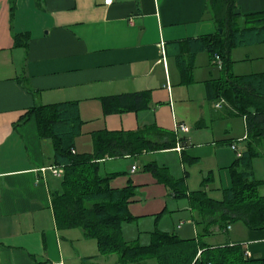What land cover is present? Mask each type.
Segmentation results:
<instances>
[{
  "label": "crops",
  "instance_id": "obj_1",
  "mask_svg": "<svg viewBox=\"0 0 264 264\" xmlns=\"http://www.w3.org/2000/svg\"><path fill=\"white\" fill-rule=\"evenodd\" d=\"M236 4L240 26L244 15L264 11V0ZM219 24L211 0H114L111 5L105 0H0V264L101 260L96 241H89L83 229L58 228L51 194L59 189L60 178L49 169L54 166L53 144L40 137L34 114L20 122L34 106L67 101L79 102L84 121L76 139L78 153L93 152L95 132L147 129V138L155 143L168 140L157 129L176 134L174 148L107 156L101 162L109 166L106 173L120 174L113 187L133 186L129 211L140 233L160 230L185 239L205 234L210 245L241 243L249 258L264 259V229L251 230L243 220L209 224L191 206L190 194L197 190L185 163L199 165L210 158L213 164L198 170L196 179L205 185L207 176L211 183L217 175L224 177L225 185L213 187L221 192L216 199L223 200L232 185L229 170L238 158L233 145L246 149V117L222 95L213 96L217 83L230 74L264 72L258 64L264 59V43L234 48L233 62L221 58V67L206 49H199L195 41L217 33ZM22 34L28 35L26 45L16 42ZM239 65L243 70L236 72ZM140 91L149 92V108L105 114L102 97ZM238 119L244 134L231 137ZM79 140L86 141V150L79 148ZM155 154L181 161L183 175L170 174L184 178L186 196L176 197L146 169L156 163L170 172L169 164L151 159ZM119 158L127 164L114 166ZM91 256L96 260L87 262Z\"/></svg>",
  "mask_w": 264,
  "mask_h": 264
},
{
  "label": "trees",
  "instance_id": "obj_2",
  "mask_svg": "<svg viewBox=\"0 0 264 264\" xmlns=\"http://www.w3.org/2000/svg\"><path fill=\"white\" fill-rule=\"evenodd\" d=\"M211 5L222 32L196 40L199 49L203 47L212 58L219 55L231 63L234 48L264 43V11L244 15V26H240L236 0H211ZM26 38L27 34L16 35L17 44L26 45ZM216 91L220 95L213 96L222 95L246 117V149L231 167L232 185L224 190L223 200L211 197L205 189L193 191L192 209L209 224L226 226L243 220L251 230L264 229V195L259 191L262 181L254 177L253 171V159L259 156L258 146L264 141V72L230 74L225 82L217 83ZM101 101L105 114L138 112L149 108L150 95L147 91L123 93L104 96ZM33 114L40 137L53 144V165L64 168V175L59 177L60 187L51 194L58 228L83 229L87 238L96 241L97 256L117 254L119 264H264V259L249 258L241 243L213 246L204 240L205 234L185 239L177 233L156 230L146 245L125 239L123 223L136 218L129 211L135 192L132 185L113 187L111 182L118 173H101V162L107 156H134L144 151L174 148L177 144L174 132L157 129L160 137L168 139L164 143L149 140L147 129L130 133L95 132L93 152L78 153L76 139L82 134L84 124L79 102L34 106L20 122H26ZM145 167L169 186L176 197L187 195L184 178L176 179L167 167L156 163ZM97 256L88 257L87 262L96 260Z\"/></svg>",
  "mask_w": 264,
  "mask_h": 264
},
{
  "label": "rangeland",
  "instance_id": "obj_3",
  "mask_svg": "<svg viewBox=\"0 0 264 264\" xmlns=\"http://www.w3.org/2000/svg\"><path fill=\"white\" fill-rule=\"evenodd\" d=\"M220 29L221 28H218V30H220ZM259 63L263 64L264 59L259 61L258 64ZM261 64H259V70H264V67H261ZM243 67L244 66H242V65L235 66L234 70H236V72H240L243 70ZM260 68H262V69H260ZM236 122H237L238 127L235 126L234 130L230 131L231 137H235L237 134L238 135L244 134V129L241 125V120L238 119V120H236ZM86 146H87V144H86L85 140H81V141L79 140V148H81L82 150H86V148H87ZM238 148L240 151L244 150V146H242V145H240ZM258 149H259L260 154H259V156H256L253 159V171L255 173L254 177L257 180L263 181L262 179H264V142L259 145ZM153 158H156L160 162V164H164V163L169 164L170 165V173L172 175H175V176L183 175L182 163H181V161L178 160L177 157L175 158V156H172L171 154H165V155L164 154H159V155L155 154L153 157H151V159H153ZM114 161H116L114 164V166H116V167H119L120 165H122L123 162H124V165L127 164V162H128L122 158L116 159ZM185 164L187 165L186 166L187 170L191 171V177H192L191 186L193 187V188L192 187L191 188L193 190H198L200 188H203V189L207 190L208 192H210L212 197L219 198L221 192H219L218 189H214L213 187L217 186L220 188L221 186L225 185L226 179L224 177H223L224 180H222V178H220L219 175H217L216 181L214 183H211V182H208V180H207V182H206L207 185H203L202 183L200 184L196 179L197 171L202 170V169L208 170V168H210V166L213 164L212 160L210 158H208V159L204 160L203 162H201L199 165L190 166L187 163H185ZM108 168H109L108 164L101 163V173L105 174L108 171ZM229 172H230V175H232L231 170H229ZM108 173H111V172H108ZM119 176H120V174L118 173V175L116 177H114L113 180ZM206 178H208V176ZM195 182H198V183L195 184ZM260 193L264 194V188L260 189ZM184 200H185L184 198H181L179 200V203H183ZM169 205H170V207L172 206V200L169 201ZM165 212H166V209H164L162 212H160L158 216L163 215ZM122 232H123L125 239L128 241H130L131 238H134V240L139 241V243H141V244H149L151 242L150 237L152 238V233L154 231H151V232L150 231H147V232L144 231V232L140 233L141 231H140V228L138 227V225L131 221V222H124L123 223ZM134 240H131V241H134ZM89 241H92V243H93L95 240L92 239ZM97 262L100 264H119L118 255L117 254L101 255V260L96 261V263Z\"/></svg>",
  "mask_w": 264,
  "mask_h": 264
},
{
  "label": "built area",
  "instance_id": "obj_4",
  "mask_svg": "<svg viewBox=\"0 0 264 264\" xmlns=\"http://www.w3.org/2000/svg\"><path fill=\"white\" fill-rule=\"evenodd\" d=\"M113 2H114V0H105L106 5H111V4H113ZM215 60L218 62L219 66L221 67V65H222L221 57L219 55H216ZM218 106H220V104H218ZM179 128H181L183 131H188V128L185 127L184 125H180ZM233 148L236 149L238 157H241L243 152L240 151L235 145H233ZM49 169L52 171V173L56 177H62L64 175L63 166H51V167H49ZM135 169H136V166H133V170H135Z\"/></svg>",
  "mask_w": 264,
  "mask_h": 264
},
{
  "label": "water",
  "instance_id": "obj_5",
  "mask_svg": "<svg viewBox=\"0 0 264 264\" xmlns=\"http://www.w3.org/2000/svg\"><path fill=\"white\" fill-rule=\"evenodd\" d=\"M220 32H222V29H220Z\"/></svg>",
  "mask_w": 264,
  "mask_h": 264
}]
</instances>
